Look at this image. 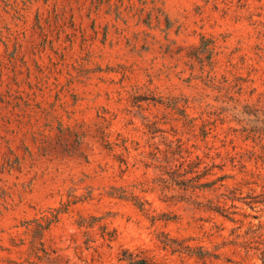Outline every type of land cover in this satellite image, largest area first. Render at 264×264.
Returning a JSON list of instances; mask_svg holds the SVG:
<instances>
[{"label":"rangeland","instance_id":"rangeland-1","mask_svg":"<svg viewBox=\"0 0 264 264\" xmlns=\"http://www.w3.org/2000/svg\"><path fill=\"white\" fill-rule=\"evenodd\" d=\"M8 3L22 15L0 9V264L19 257L7 249L25 238L23 222L58 210L44 241L62 263L122 264L127 250L154 264H261L264 130L218 100L192 48L202 36L215 41L217 78L237 50L240 73L250 67V88L264 92L248 20L264 21V0ZM168 144L199 164L201 181L223 177L224 188L200 197L223 194L234 215L151 190L155 171L145 165ZM123 192L146 205L118 198ZM92 217V228H78ZM164 239L209 258L172 254Z\"/></svg>","mask_w":264,"mask_h":264},{"label":"trees","instance_id":"trees-1","mask_svg":"<svg viewBox=\"0 0 264 264\" xmlns=\"http://www.w3.org/2000/svg\"><path fill=\"white\" fill-rule=\"evenodd\" d=\"M10 0H0V9L4 14H8L10 10H14L15 15L19 18L20 11L17 6L9 4ZM23 5L29 0H21ZM100 4L96 5L99 8ZM3 17L0 15V23H3ZM254 26L257 34V44L254 46V57L258 60L264 61V21H252L251 17L248 19ZM215 41L212 38L201 37L200 44L192 48V55L200 63L203 72L207 67L206 80L207 84L215 86L218 95L217 98L221 103L227 104L233 111L236 112L235 117L243 116L245 114L256 117V122L261 126V131L264 130V92L257 93L254 88H250L251 68L248 67L247 73L242 75L240 70L246 63L244 57H240L238 62H234V55L237 50H233L226 57L225 66L222 74L217 78L214 73L216 62L213 57L217 54L215 52ZM250 68V69H249ZM166 149L160 151L156 148V154L161 157L152 155L151 163L146 164V168L152 167L155 171V177L151 181V190L158 191L165 201L174 203H184L193 206L195 209L212 211L225 218L234 215L235 207H225L222 203L223 194H219L214 198L208 199L200 193H216L224 188L222 185L223 177H218L213 181H201L206 172H198V163L192 162L188 159L180 145L172 147L171 144L165 145ZM141 187L145 183L139 184ZM218 185V186H217ZM112 196V195H111ZM120 199L133 201L141 210L146 202L137 198L136 196L127 197L123 192L118 196ZM201 198V199H200ZM232 209V211H231ZM64 211H56L52 213L49 211L41 212L31 220L22 223V235L25 238L16 236L11 239V249L7 251L16 250L19 254L17 259H6L5 264H66L62 263V259L53 250L49 249L44 241V234L52 224L58 222L59 215ZM92 222H86L82 219L77 223L78 228L88 229L94 226V221H99L95 217L91 218ZM105 229V226H101ZM106 242L110 243L114 240V232L105 235ZM163 249H169L170 253L183 255L187 258L206 259L209 255L204 251L194 252L190 247L184 246L183 243H177L175 240L164 239L161 241ZM21 247H26L23 251ZM261 264H264V252L260 253ZM118 262L122 264H154L149 259L142 257L141 252L122 251L119 255Z\"/></svg>","mask_w":264,"mask_h":264}]
</instances>
